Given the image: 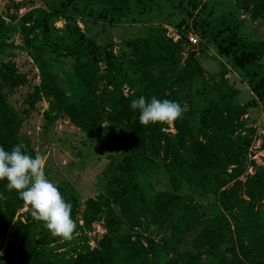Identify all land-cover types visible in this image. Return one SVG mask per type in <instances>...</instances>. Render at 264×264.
I'll return each instance as SVG.
<instances>
[{"label":"trees","instance_id":"obj_1","mask_svg":"<svg viewBox=\"0 0 264 264\" xmlns=\"http://www.w3.org/2000/svg\"><path fill=\"white\" fill-rule=\"evenodd\" d=\"M86 1L100 5L93 22L121 17L130 2L147 10L157 0ZM186 1L194 12L190 24L181 19L176 23V39L165 35L161 26H150L144 36L123 39L118 53L110 45L99 48L79 28L67 26L76 37L57 47L73 69V77L66 80L69 91L60 85L53 69L56 46L48 38L51 19L57 14L66 16L63 10L33 6L18 15L17 9L26 5L23 0L11 4L13 11L4 14L7 20L0 16V53L14 47L5 38L15 24L26 26L21 43L38 77L30 81L14 61L0 58V147L10 152L23 143L22 151L36 156L18 129L22 117L31 116L36 104L45 101L46 107L40 111L43 131L65 117L87 140L100 142L111 162L103 192L83 200L82 223L76 222V230L90 229L93 221L101 220L105 231L94 246L68 256L41 249L63 238L52 236L41 221L36 224L39 234L33 237V218L26 212L17 213L26 204L7 187L6 180H0V247L12 223L1 251L2 264H245L235 249V234L247 237L260 249V264H264L262 169L221 189L245 166L253 133L243 117L247 107L256 100L264 106V0H233L235 13ZM245 23H252L256 33L247 34L242 29ZM188 30L197 36L198 44L207 41L215 45L218 54L239 70L256 100L236 103L238 89L220 74L210 85L214 96L203 101L194 126H190L176 90L179 83L187 80L189 84L201 70L191 49L181 58ZM24 86L28 88L15 112L9 97ZM140 96L149 102L155 97L180 104L183 113L171 123L172 133L166 131L168 124L145 126L139 122V110L130 104ZM158 170L165 174L167 189H155L151 184V176ZM56 186L65 202L71 203L76 221V198ZM237 187L246 198L231 192ZM202 192L223 196L222 204L233 206L229 218L222 212L209 214L191 200ZM142 224L150 226L152 234L136 231ZM166 230L167 237H154ZM190 231L195 232L192 248L178 250Z\"/></svg>","mask_w":264,"mask_h":264},{"label":"rangeland","instance_id":"obj_2","mask_svg":"<svg viewBox=\"0 0 264 264\" xmlns=\"http://www.w3.org/2000/svg\"><path fill=\"white\" fill-rule=\"evenodd\" d=\"M23 0H0V16L7 20L5 13L13 11L12 3ZM179 1V2H178ZM25 6L17 9V14H22L26 9L33 6L43 8L44 10H63V14L51 19L52 29L49 30V41L56 46L53 52L54 71L60 85L69 91L66 80L73 77V69L69 62L61 53V45L74 39L76 36L67 30V26L79 28L86 38L92 39L96 46L103 48L110 45L114 53H118L123 48V39L134 36H144L147 34L150 26H161L165 35L173 40L177 37L176 23L184 20L190 24L192 10L191 5L186 0H157L150 9L142 10L133 2L129 3L127 13L119 18L106 17L103 20L97 19L91 22L99 10L98 4L88 3L86 0H24ZM194 2H204L210 8L223 9L235 13L236 7L233 0H194ZM242 16V15H240ZM245 23L242 29L247 34H255L256 31ZM65 26V27H64ZM26 26L15 24V29L5 38L6 42H12L14 47L0 53V58L14 61L19 70L23 71L30 81H37V69L31 59L25 54L21 43V33L27 32ZM191 32V31H187ZM186 33V34H187ZM192 33V32H191ZM193 34V33H192ZM197 37L196 35H194ZM57 44L60 47H57ZM191 49L196 56L200 72L195 75L188 84L187 80L182 81L176 86L180 97L182 107L189 115V124L194 126L196 121V111L203 101L214 96L215 92L210 90V85L215 83L220 74L234 87L238 89L234 100L238 104H245L254 95L249 90L246 81L241 76L238 69L233 67L225 57L218 54L213 43L200 41L197 45H189L181 52L183 59L186 50ZM28 87L24 86L15 91L9 101L13 105V110L17 112L19 99L25 93ZM125 91V90H124ZM255 99V98H254ZM256 100V99H255ZM46 107V102L41 101L36 104V110L29 117H22L19 123L18 135L32 148L36 155H41L45 160V176L54 183L60 185L66 194L73 195L77 200V224L81 225L79 212L83 206V200L87 197H95L96 194L103 192V185L106 182L108 174L107 167L111 164L107 151L100 142L89 141L85 138V133L68 122L65 117L56 119L45 131L41 127L40 111ZM245 125L253 130L251 143L246 151L245 166L243 171L236 177L230 179L221 189H228L234 180H243L251 175L255 169L261 168L264 174V106L259 101L252 106L247 107L246 114L243 116ZM166 131L173 132L171 124H168ZM230 167L227 169L229 171ZM151 184L155 189H167L168 184L165 174L162 171H155L151 176ZM236 196H246L241 192V188L230 189ZM223 196L220 194L211 195L205 192L200 196H193L192 201H197L207 213L214 214L222 212L228 217V211L233 208L227 204H222ZM229 204V203H228ZM114 211L117 207L111 204ZM26 212L31 216V208L24 205L17 213ZM32 217V216H31ZM230 221L231 218L229 219ZM40 221L33 219L32 236L39 234L36 224ZM12 223L4 233L0 247L1 251L10 237ZM124 228V227H123ZM150 226L144 224L137 227L136 231L143 234H152L148 231ZM104 226L101 220L91 223L90 229H77L71 239H59L41 249L47 253H55L62 256L74 254L77 251L91 248L96 240L104 232ZM160 235L167 237L168 231L158 232L154 235L159 239ZM195 232H188L182 238L178 250L191 249V242ZM235 249L241 260L245 264H260V249L252 246L247 237L235 234ZM171 254V253H170ZM253 258V259H250Z\"/></svg>","mask_w":264,"mask_h":264},{"label":"clouds","instance_id":"obj_3","mask_svg":"<svg viewBox=\"0 0 264 264\" xmlns=\"http://www.w3.org/2000/svg\"><path fill=\"white\" fill-rule=\"evenodd\" d=\"M130 107L139 110V122L145 126L171 124L183 113L179 103L155 97L149 102L140 96L131 101ZM24 148L23 143L10 152L0 147V180L7 181V187L30 206L32 218L43 222L52 236L71 239L77 227L71 203L65 202L58 187L46 178L44 158L41 155L33 158L22 151Z\"/></svg>","mask_w":264,"mask_h":264},{"label":"built area","instance_id":"obj_4","mask_svg":"<svg viewBox=\"0 0 264 264\" xmlns=\"http://www.w3.org/2000/svg\"><path fill=\"white\" fill-rule=\"evenodd\" d=\"M186 38L189 45H197V37H195L191 32L186 34Z\"/></svg>","mask_w":264,"mask_h":264}]
</instances>
